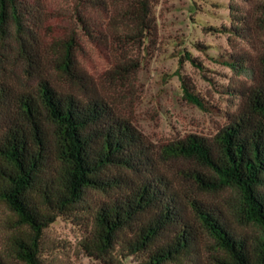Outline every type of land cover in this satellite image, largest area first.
I'll list each match as a JSON object with an SVG mask.
<instances>
[{
	"label": "trees",
	"instance_id": "1",
	"mask_svg": "<svg viewBox=\"0 0 264 264\" xmlns=\"http://www.w3.org/2000/svg\"><path fill=\"white\" fill-rule=\"evenodd\" d=\"M157 2L73 0L72 27L45 43L44 0H0V205L12 215L0 219V264H69L47 234L58 219L78 227V249L98 264H264V45L252 58L221 55L246 80L225 86L233 110L214 136L160 144L78 63L87 44L115 75L135 72L157 40ZM233 10L220 29L264 44V2ZM16 62L38 87L6 79ZM179 79L185 101L213 108Z\"/></svg>",
	"mask_w": 264,
	"mask_h": 264
},
{
	"label": "rangeland",
	"instance_id": "2",
	"mask_svg": "<svg viewBox=\"0 0 264 264\" xmlns=\"http://www.w3.org/2000/svg\"><path fill=\"white\" fill-rule=\"evenodd\" d=\"M264 0H158L154 15L158 27L155 46L141 52L139 67L128 76H117L109 62L95 48L86 44L85 53H78L81 68L119 114L129 119L154 144L180 138L186 134L212 137L224 123L225 112L233 110L225 86L230 81L243 82L222 63L221 55L244 53L252 58L264 45L259 38L241 39L225 32L233 8L247 14L256 13ZM73 0H44L47 22L42 34L45 43L72 27ZM253 12V13H252ZM245 15V13H243ZM11 54L16 43L11 40ZM187 56L199 64L193 63ZM6 79L16 87H38L37 79L28 77L24 65H4ZM180 75L190 79L195 89L213 106L210 111L199 109L182 97ZM54 83H60L56 75ZM25 86V87H24ZM59 86V85H57ZM12 216L0 205V219ZM48 237L63 240L69 264H98L80 252L78 227L58 219L47 230ZM125 264H134L127 259Z\"/></svg>",
	"mask_w": 264,
	"mask_h": 264
}]
</instances>
